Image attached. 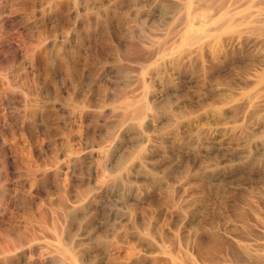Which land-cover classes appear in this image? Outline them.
<instances>
[{"label": "rangeland", "instance_id": "obj_1", "mask_svg": "<svg viewBox=\"0 0 264 264\" xmlns=\"http://www.w3.org/2000/svg\"><path fill=\"white\" fill-rule=\"evenodd\" d=\"M1 1L2 0H0V2ZM155 1L156 0H70L69 2V0H39V2H35V0H27V4L23 6L18 3L19 0H14V2L13 0H3V3H0V43L2 44H0V250H3L10 240L13 241L20 237H26L28 235L26 232L30 230V227L34 226L33 230H36V235L38 233L37 236H39H36L33 241L29 239L23 240L22 247L13 250V253H2L0 251V264H81V261L71 254V251L64 252L60 250L61 247L57 234L53 233V228L50 226L52 218L60 215H62V219L65 221L67 220L65 222L66 224L62 226L63 236L66 235L65 237H67V239L70 238L69 241L72 240L73 247L78 243L79 246H75L74 249L76 251H81H78V253L83 256V260L85 259L86 261L89 258L87 262L91 264L94 260V256L109 249L108 247L111 245L110 242L112 239L110 233L112 230H121L119 229L120 221L118 215L120 214L119 211H122V209L119 210L118 207H115L109 195L113 187L112 185L114 184L112 177H114L113 174L116 167H113L115 164V162H112L113 159L111 160L109 157H106L104 155L106 152L103 151L110 148L112 145L109 144H112V142L113 144L114 142L119 143L120 152H125L123 154L124 156L121 153L123 158H126V156L130 154L136 155L137 157H139V155H137L139 153H141L140 156L142 152L145 154L142 155L145 159L139 157L141 159L139 161V158H137L138 174L136 176L138 177H136V181L138 182V186H135L137 183L130 186L133 188L134 192L136 191L134 193L137 198L135 206L136 225L141 236L143 235L144 237L138 246L141 251L148 248L147 244L155 241L163 244L164 239H167L166 241L164 240L165 242H168V240L170 241L164 243V245L169 248L170 246L171 248L182 247L184 238L190 237L194 230L199 234L203 233L202 235L207 238L216 234L220 236L223 234L224 237L229 236L226 238H232L228 240L234 241L233 243H235V245L238 246L241 244L240 246L242 247L250 248L248 252L251 254H256V252H258L257 254H264V224H262L260 219H255L257 218V213L255 212V210H258L257 206H260L261 208L259 207V209L264 212V197L261 196V187H259L262 186V178L253 176L255 178L253 179L252 175L248 173V160H232L233 163L229 161V163L227 162L224 164L225 168L223 163L221 164L219 162V157L194 161L192 156H187V158L189 157L191 159L190 160L185 158L186 156L181 155L179 158L181 166L173 167L167 164L164 165V160L169 158L171 153L173 154L177 149V153L180 152V150L186 149L190 141V136L188 134H184V136L183 134L170 135L169 129H171V127L169 126V122H171V119L173 121L176 117L179 118L181 115H185V113L188 114L192 109L197 111L198 107L201 108V106L205 105V103L204 105L201 103V105L200 101H204L209 93L214 91H226L228 89L227 92L229 91L228 93L230 95L235 93L236 96H239L241 91L240 88L229 86L227 82L232 81L235 77L234 81L236 79L239 80L240 74V77H242L246 73L248 64L245 62V66V63L237 60V58H231V56L230 58L226 57L223 61L214 65L215 67H212V70L210 69L211 71L203 68L202 63L196 60L193 61V64L192 62L187 63V61H185V63L184 61H179L178 66L177 63L174 65L166 63L167 59L173 56V54L176 55L177 46L186 30V24L195 23V25H192L197 27L198 24L200 25L201 22H204V20L200 19L204 17L206 20L208 17V15L203 12L205 11L204 8L207 7L210 14L212 13L211 8L213 7L210 6V10L208 8L209 6H207L208 1L206 0H192V2L195 1L193 4L196 6L194 7L192 4L191 8L186 6V2L183 3L186 0H182L183 2L180 0L177 2L176 0H167V2L166 0ZM244 2L247 3L245 4ZM181 3H183L184 6ZM241 3L242 5H240L237 10L239 12L248 11V0H240V4ZM193 7L199 12H196ZM36 10H46L44 11L46 13L45 15L55 19V23L45 22L46 20L43 18L39 20L34 18V11ZM57 13L58 15H56ZM191 13H193L194 17H192ZM51 14H54L53 17ZM189 14H191L190 17L192 19H190ZM195 20H199V23ZM25 26L34 27L32 28L33 30H27ZM18 31H22L25 37L21 40L20 53L18 52L15 54L13 51L11 53V51L7 50L5 44L9 40L16 39L19 41L20 34ZM37 31L39 32V38L37 37ZM44 31H46V33L48 31H50L51 34L53 33L52 37H50V39L48 38L47 41ZM42 32H44V34ZM54 35L57 36H55V43L51 41L55 38ZM43 36L45 40L42 39ZM38 39H41V41ZM47 43H54L56 47L54 48V45H49ZM171 51L172 53H170ZM148 57L150 59H148ZM39 59H42L43 62ZM159 63L163 65L160 66ZM181 63H183L184 66L180 65ZM197 63H199V65ZM218 71L220 73H218ZM202 72L204 74H202ZM40 74L41 76L39 77ZM214 74L216 76H214ZM202 75L205 77H202ZM203 80H205V82H203ZM25 84L29 90L24 88ZM234 88L236 89L233 90ZM66 89H70V91ZM228 93L225 92L226 95H229ZM67 96H70L69 99H67ZM175 98H177V100H175ZM66 100L73 103L67 102V104ZM147 100L150 102H147ZM192 100L194 103H190ZM54 101L56 102L53 103ZM37 103L40 106H38ZM147 103L151 104L152 111L149 107L141 117H134L135 114L131 115V113H133L132 111L140 107L142 108ZM178 103L184 106L181 108ZM138 104L140 107L136 106ZM167 110L171 115H174L173 118L167 113ZM175 110L178 113L176 112L173 114ZM42 112H44V114ZM48 114H50V116ZM59 114L64 116L62 117ZM124 114L127 116H123ZM156 115L159 116L157 117ZM222 116L224 115H221L220 118H222ZM227 116L228 115H225L222 119L219 118V122L225 124L235 120V117L233 120L231 118L233 116H230V118ZM153 117L156 120L153 119ZM166 118L167 120H165ZM128 124L129 126H127ZM45 125L48 126V129L47 127L45 128ZM151 125H153V127ZM168 127L170 128L168 129ZM161 129H165V131ZM153 131L155 133L158 131V133H156L157 135H155L158 137L155 138V136H153L155 134ZM161 134L162 136H160ZM131 135H133V137ZM5 137L7 138L4 139ZM158 138L160 141H158ZM169 138H171V141ZM1 140H5L8 146L2 147ZM102 140L103 142L101 144ZM69 143L71 145H68ZM153 143H158L159 147L151 148ZM143 144H145V146ZM104 145L107 147H103ZM41 147L44 149L41 150ZM121 147H123V149ZM68 148H72L75 151L69 155V157L65 155L69 151ZM121 149L123 151H121ZM51 155L53 156L51 157ZM57 156L58 160L64 161H59L60 164L70 165L68 168L69 170L65 168L58 173L54 171V166L49 162L50 159ZM213 159H216V161ZM211 160H213V162ZM143 162H146V164L150 166L146 167V164ZM193 162H196V164ZM215 163H219L217 165L218 167H214V165H216ZM161 164L164 165V168ZM179 169L181 170L178 171ZM149 170L151 172H149ZM183 171L186 174H184ZM170 172L171 174L174 173V176L170 175ZM191 172L193 174H191ZM249 175L251 176L249 177ZM143 176L144 178H142ZM226 177L229 180H227ZM167 180L169 183L166 182ZM255 181H257L258 184H256ZM180 183H182V186L184 185L182 187V192H180L181 189H179ZM138 187H140L142 192H145L141 193ZM166 188L169 189V193ZM170 188H172V190ZM168 194L170 195L167 196ZM156 195L158 197H156ZM79 196H81L82 199H79ZM163 197L164 199H162ZM178 197H182L181 200ZM184 198L186 200H184ZM219 198L223 199V202L220 201ZM163 202L165 203L163 204ZM64 203L70 205L66 204L65 206ZM214 203L216 206H214ZM218 204L222 206V208H219ZM184 206H186V208ZM53 211H58V214ZM116 211L118 215L115 216ZM240 213L246 216V219L244 217L242 219ZM137 214L140 216H137ZM195 216L196 218L198 217L194 222L195 224L193 223L194 225L184 228V225L188 224L191 218ZM141 217H145L144 220H141ZM41 219L45 221L42 222ZM248 219L250 221H248ZM209 220L211 221L209 222ZM212 222H214V224ZM248 223L252 224L250 225ZM209 224L211 228L208 226ZM196 225L199 227L201 226V228L197 227L199 229L196 230ZM42 226H46L43 227L46 230L43 229ZM216 228L220 230L218 231ZM245 228L247 231H245ZM185 229L189 230L190 234L189 231H185ZM249 232L252 234L250 235ZM182 233L183 235H179ZM231 233H233L234 236H231ZM184 234L186 235L185 237ZM70 235L72 237H70ZM238 235L242 236V238L237 239L240 237ZM73 236L75 238H73ZM173 236L175 240H173ZM124 237L125 236L122 235L121 241L123 239L126 241L125 238L128 239L127 236ZM159 240H161V242ZM243 241L247 242L248 246ZM171 243L176 244L173 247ZM56 245L59 247L57 248ZM77 247L78 249H76ZM256 248L258 249L256 250ZM56 249L57 251H53ZM64 255H68L69 257L66 256L65 258ZM5 257H8V259L6 258L5 260ZM69 258H71V260Z\"/></svg>", "mask_w": 264, "mask_h": 264}, {"label": "bare ground", "instance_id": "obj_2", "mask_svg": "<svg viewBox=\"0 0 264 264\" xmlns=\"http://www.w3.org/2000/svg\"><path fill=\"white\" fill-rule=\"evenodd\" d=\"M3 1V0H2ZM1 1V2H2ZM16 1V0H15ZM51 1V0H50ZM72 1V0H71ZM157 1V0H156ZM155 1V2H156ZM169 1V0H168ZM175 1V0H174ZM178 0H176L177 2ZM182 1V0H180ZM207 2V6H209L208 8L210 9V6L213 7L212 9V13L209 14L207 7L204 8L205 11L204 14H207L208 17L205 20L204 17L203 19L200 20H204V22L200 23V25L198 24L197 27H194L192 24L195 25V23H187L186 27H185V32L183 34V36L180 39V42L178 44V48L176 50V55L173 54V56H171L169 59H167L166 63H169V65H174L177 63V66L179 65L178 62L179 61H187L188 62H192L196 60L197 62L200 61L203 65V68L205 69H211L212 67H215L214 65H216L217 63L223 61L226 57L231 56V58H237V60H240L243 63H247L248 64V69L246 71V73L242 76L240 74L239 76V80H235L236 78H233L232 81L227 82V84L229 86H234V87H239L240 88V95L236 96V94L231 93L233 95H230L227 90L225 91H214L212 93H209V95L206 97V99H204V101H200V104L205 103L204 106H201V108H199L197 111L196 110H191V112L188 114L185 113V115H181V117L179 118H174L173 121L171 119V122H169V126L171 127V129H169L170 127H168V129L170 130L169 132L171 133L170 135H179V134H188L189 137V145L186 147V149L180 150V152L177 153L174 152L173 154L171 153V156L169 158H167L166 160H164L165 164L164 165H171V166H176L179 167L181 166V162L179 161V158L181 157V155L186 156L185 158H187V156H192L194 161H199L201 159H212V158H217L219 157V162L223 165L226 164L227 162L229 163V161H234V160H248V173L252 175V178L255 179V176H259L260 178H262V186L260 193L261 196L264 197V0H248V11H244V12H239L237 9L240 7V5H242V3L240 4V0H206ZM0 2V3H1ZM8 2V1H6ZM14 2V0H13ZM29 2V1H28ZM35 2H39V0H35ZM70 2V0H69ZM167 2V0H166ZM183 2V1H182ZM186 2V6L191 8V5L193 4L192 0H186L183 3ZM198 2V1H197ZM200 2V1H199ZM205 2V1H204ZM3 3V2H2ZM17 3V2H16ZM20 4H22V6L25 4H27V0H19ZM53 3V2H52ZM65 3V2H64ZM162 3V2H161ZM172 3V2H170ZM181 3L183 6L184 4ZM203 3V2H202ZM245 3V2H244ZM247 3V2H246ZM245 3V4H246ZM6 4V3H5ZM12 4V3H11ZM50 4V3H49ZM66 4V3H65ZM198 4V3H196ZM204 4V3H203ZM206 4V2H205ZM2 5V4H1ZM69 5V4H68ZM72 5V4H71ZM154 5V4H153ZM199 5V4H198ZM64 6V5H63ZM62 6V7H63ZM193 6L195 7L196 5L193 4ZM51 7V5H50ZM49 7V8H50ZM193 7V8H194ZM200 7V6H199ZM66 8V7H65ZM197 8V7H196ZM73 9V8H72ZM203 9V10H204ZM207 9V11H206ZM210 9V10H211ZM193 10V9H192ZM195 10V8H194ZM194 10L192 11L194 13ZM198 10V9H197ZM43 11V10H42ZM40 10H36L34 11V18H36L37 20L39 19H45V22H49V23H55V19L49 18L47 17L45 14L44 10L43 12ZM54 11V10H53ZM196 11V10H195ZM69 12V11H68ZM185 12V11H184ZM199 12V11H196ZM208 12V13H206ZM53 13V12H52ZM192 14V17L193 16ZM49 14V13H48ZM70 14V13H69ZM175 14V13H174ZM172 14V15H174ZM191 14H189V17L191 16ZM196 14V13H195ZM198 14V13H197ZM202 14V13H201ZM200 14V15H201ZM52 15V14H51ZM50 15V16H51ZM54 15V14H53ZM52 15V17H53ZM58 15V13L56 14ZM67 15V14H66ZM71 15V14H70ZM185 15V14H184ZM183 15V16H184ZM49 16V15H48ZM69 16V15H67ZM197 16V15H196ZM206 16V15H205ZM170 17V16H169ZM185 17V16H184ZM183 17V18H184ZM55 18V16H54ZM173 18V16H172ZM200 18V16H199ZM59 19V18H58ZM190 19H192L190 17ZM198 19V18H197ZM36 20V22H37ZM6 21V20H5ZM58 21V20H57ZM64 21V20H63ZM197 21V20H195ZM199 21V20H198ZM197 21V22H198ZM8 22V21H7ZM34 22V21H33ZM196 22V24H197ZM199 23V22H198ZM41 24V23H40ZM177 24V22H176ZM39 25V24H38ZM45 25V24H44ZM50 25V24H49ZM16 26V25H15ZM24 26V25H23ZM48 26V23H47ZM58 26V25H57ZM178 26V25H177ZM34 27V26H33ZM33 27H27L25 26V29L27 28V30L31 29ZM40 27V26H39ZM38 27V29H39ZM43 27V26H42ZM46 27V26H45ZM59 27V26H58ZM57 27V28H58ZM184 27V26H183ZM51 28V27H50ZM61 28V27H60ZM67 28V27H66ZM23 29V28H22ZM23 29V30H25ZM47 29V27H46ZM65 29V28H64ZM64 29H62L63 31H65ZM60 30V29H59ZM61 30V31H62ZM54 31V29H53ZM52 31V32H53ZM19 32V41L15 40H9L8 42H6V48L7 50L13 51V53H18L20 51L21 48V40H23V32L22 31H18ZM38 32V31H37ZM45 32V39L47 41V39L50 37H52L53 33L51 34L50 31H48L46 33ZM44 32H42L44 34ZM58 32V30H57ZM66 32V31H65ZM69 32V31H68ZM25 33V32H24ZM55 33V32H54ZM60 33V31H59ZM178 33V32H177ZM56 34V33H55ZM61 34V33H60ZM42 35V34H41ZM65 35V34H64ZM67 35V34H66ZM39 36V32L37 33V37ZM56 35H54L55 37ZM36 37V38H37ZM57 37V36H56ZM56 37L54 39H52L51 41H53L54 43L56 42ZM62 37V36H61ZM179 37V36H178ZM35 38V39H36ZM39 38V37H38ZM42 38V37H41ZM63 38V37H62ZM172 38V37H171ZM13 39V38H12ZM18 39V38H17ZM44 39V36L43 38ZM44 39V40H45ZM58 39V38H57ZM68 39V38H67ZM70 39V38H69ZM169 39V38H168ZM39 40V39H38ZM178 40V39H177ZM35 41V40H34ZM41 41V39L39 40ZM50 41V42H51ZM58 41V40H57ZM44 42V41H43ZM42 42V43H43ZM49 42V40H48ZM35 43V42H34ZM33 43V44H34ZM54 43H50L51 45H54ZM66 43V42H65ZM1 44V43H0ZM36 44V43H35ZM34 44V45H35ZM49 44V43H47ZM49 44V45H50ZM64 44V42H63ZM2 45V44H1ZM46 45V44H44ZM48 45V46H49ZM57 45V43H56ZM37 46V45H36ZM42 46V45H41ZM47 46V47H48ZM4 47V46H2ZM34 47V46H33ZM46 47V48H47ZM53 47V46H52ZM56 46L54 45V48ZM162 47V46H161ZM173 47V46H172ZM38 48V47H37ZM42 48V47H40ZM51 48V47H50ZM2 49V48H1ZM4 49V48H3ZM39 49V48H38ZM52 49V48H51ZM172 49V48H171ZM46 50V49H43ZM173 50V49H172ZM38 51V50H37ZM8 52V51H6ZM45 52V51H44ZM42 52V53H44ZM48 52V51H46ZM174 52V51H173ZM1 53V52H0ZM20 53V52H19ZM158 53V52H157ZM166 53V52H165ZM172 53V51L170 52ZM35 54V53H34ZM47 54V53H46ZM4 55V54H3ZM44 55V54H43ZM147 56V55H146ZM151 56V55H150ZM149 56V57H150ZM154 56V55H153ZM170 56V55H168ZM148 57V59H150ZM156 57V56H155ZM159 57V56H158ZM162 57V56H161ZM160 57V58H161ZM166 57V56H165ZM40 58V57H39ZM45 58V57H43ZM42 60V59H39ZM164 60V59H162ZM232 60V59H231ZM156 61V60H155ZM160 61V60H159ZM157 61V62H159ZM43 62V60H42ZM163 62V61H162ZM35 63V61H34ZM66 63V62H65ZM186 63V62H185ZM184 63V64H185ZM200 63V64H201ZM236 63V62H235ZM245 63V66H246ZM36 64V63H35ZM42 64V63H41ZM44 64V63H43ZM153 64V63H152ZM160 64V63H159ZM191 64V63H190ZM199 65V63H197ZM156 66H158L157 64H155ZM163 64H160V66ZM166 65V64H165ZM180 65H183V63H181ZM188 65V64H187ZM195 65V64H194ZM223 65V64H222ZM155 66V67H156ZM168 66V64H167ZM184 66V65H183ZM189 66V65H188ZM187 66V67H188ZM191 66V65H190ZM230 66V65H229ZM154 67V68H155ZM163 67V66H162ZM169 67V66H168ZM193 67V66H192ZM195 67V66H194ZM197 67V66H196ZM201 67V66H200ZM199 67V69H200ZM35 68V67H34ZM153 68V69H154ZM161 68V67H160ZM167 68V67H166ZM190 68V67H189ZM202 68V67H201ZM202 68V69H203ZM159 69V68H158ZM39 70V69H38ZM165 70V69H164ZM176 70V69H175ZM181 70V68H180ZM201 70V69H200ZM212 70V69H211ZM210 70V71H211ZM162 71V70H161ZM166 71V70H165ZM174 71V70H173ZM182 71V70H181ZM209 71V73H210ZM227 71V70H226ZM170 72V71H169ZM175 72V71H174ZM177 72V70H176ZM179 72V71H178ZM204 72V71H203ZM202 72V74H204ZM41 73V72H39ZM43 73V72H42ZM157 73V72H156ZM161 73V72H160ZM218 73H220L218 71ZM67 74V72H66ZM206 74V73H205ZM222 74V72H221ZM243 74V72H242ZM38 76V75H37ZM41 76V74L39 75V77ZM214 76H216L214 74ZM229 76V75H228ZM227 76V77H228ZM235 76V74H234ZM233 76V77H234ZM237 76V74H236ZM158 77V76H157ZM156 77V78H157ZM202 77H205L202 75ZM220 77V76H219ZM217 77V78H219ZM226 77V78H227ZM45 78V77H43ZM161 78V77H160ZM189 78V76H188ZM216 78V77H215ZM229 78V77H228ZM191 79V77H190ZM40 80V78H39ZM197 80V79H196ZM220 80V79H219ZM223 80V79H222ZM226 80V79H225ZM42 82V81H41ZM186 82V81H185ZM191 82V81H190ZM196 82V81H194ZM203 82H205V80H203ZM184 83V82H183ZM222 83V82H221ZM225 83V82H224ZM223 83V84H224ZM41 84V83H40ZM187 84V83H186ZM190 84V83H189ZM204 84V83H203ZM215 85V84H214ZM226 85V84H225ZM27 89L26 84L24 85ZM208 86V85H207ZM206 86V87H207ZM223 86V85H222ZM50 87V86H49ZM215 87V86H214ZM220 87V86H219ZM218 87V88H219ZM224 87V86H223ZM29 88V87H28ZM67 88V87H66ZM211 88V87H208ZM217 88V87H216ZM231 88V87H230ZM236 88H234L233 90H235ZM29 90V89H27ZM67 91L70 89H66ZM204 90V89H203ZM210 90V89H207ZM220 90V89H219ZM238 90V89H237ZM202 91V89H201ZM200 91V92H201ZM211 91V90H210ZM28 92V91H27ZM203 92V91H202ZM228 93L229 95L225 94ZM233 92V91H232ZM237 92V91H236ZM67 93V92H66ZM71 93V92H70ZM177 93V92H176ZM73 94V93H71ZM204 94V93H202ZM68 95V93H67ZM157 95V94H156ZM193 95V94H192ZM235 95V96H234ZM164 96V95H163ZM206 96V94H205ZM70 97V96H69ZM69 97L67 96V99H69ZM157 97V96H156ZM178 97V96H175ZM196 97V96H195ZM155 98V97H154ZM161 98V97H160ZM159 98V99H160ZM199 98V97H198ZM180 99V98H179ZM193 99V96H192ZM157 100V99H154ZM175 100H177V98H175ZM53 101V100H52ZM57 101V100H56ZM56 101H54L53 103H55ZM74 101V100H73ZM149 100H147L148 102ZM174 101V100H173ZM198 101V102H199ZM68 102V100H66V103ZM150 102V101H149ZM154 102V101H153ZM152 102V103H153ZM175 102V101H174ZM177 102V101H176ZM194 103V101H190V103ZM48 103V102H46ZM68 103H73V102H68ZM67 103V104H68ZM189 103V104H190ZM44 104V103H43ZM50 104V103H49ZM58 104V103H57ZM56 104V105H57ZM141 104V103H140ZM150 104V103H149ZM149 104H145L142 108L140 107V105H136L139 106V109H136L134 111H132L133 113H131V115L135 114L134 117H141L145 111H147L150 107L151 110V104L149 106ZM179 105L181 103H178ZM177 104V105H178ZM185 104V103H184ZM38 105V103H37ZM129 105V103H128ZM127 105V106H128ZM132 105V104H131ZM155 105V103H154ZM153 105V106H154ZM192 105V104H191ZM195 105V104H194ZM199 105V104H198ZM202 105V104H201ZM40 106V105H38ZM135 106V107H136ZM156 106V105H155ZM175 106V104H174ZM181 106V105H180ZM184 106V105H182ZM181 106V108H182ZM47 107V106H46ZM44 107V108H46ZM58 107V106H57ZM126 107V106H124ZM133 107V108H135ZM178 107V106H176ZM190 107V106H189ZM193 107V105H192ZM131 108V109H133ZM154 108V107H153ZM159 108V107H158ZM175 108V107H174ZM173 108V109H174ZM180 108V107H179ZM178 108V109H179ZM185 108V107H184ZM183 108V110H184ZM51 109V108H50ZM126 109V108H125ZM157 109V108H155ZM160 109V108H159ZM177 109V110H178ZM195 109V108H194ZM43 110V109H42ZM158 110V109H157ZM156 110V111H157ZM190 110V108H189ZM61 111V110H60ZM152 111V110H151ZM162 111V110H161ZM174 111V110H173ZM179 111V110H178ZM182 111V110H181ZM180 111V113H181ZM41 112V111H39ZM131 112V110H130ZM165 112V111H162ZM177 111L175 110V112L173 114H175ZM183 112V111H182ZM186 112V111H184ZM44 114V112H42ZM129 113V112H128ZM154 113V111H153ZM157 113V112H155ZM167 113L170 114L167 110ZM178 113V112H177ZM65 114V112H64ZM127 114V113H126ZM151 114V112H150ZM50 116V114H48ZM60 115V114H59ZM128 115V114H127ZM127 115H123V116H127ZM149 115V114H148ZM153 115V114H152ZM167 115V114H166ZM164 115V116H166ZM171 115V114H170ZM180 115V114H178ZM221 115H228L227 117L230 118V116L234 121L233 122H227L225 124H222L219 122V118ZM60 116H64V115H60ZM129 116V115H128ZM147 116V114H146ZM151 116V115H149ZM155 116V115H153ZM157 116V115H156ZM159 116V115H158ZM157 116V117H158ZM163 116V115H162ZM172 118L174 115H171ZM177 116V114H176ZM222 116V118L224 117ZM52 117V116H51ZM156 117V118H157ZM170 117V116H169ZM226 117V118H227ZM40 118V116H39ZM65 118V117H64ZM127 118V117H125ZM133 118V117H132ZM163 118V117H160ZM220 118V119H222ZM137 119V118H136ZM153 119H155L153 117ZM164 119V118H163ZM67 120V119H66ZM126 120V119H125ZM143 120V119H141ZM156 120V119H155ZM154 120V121H155ZM161 120V119H160ZM167 120V118L165 119ZM229 120V119H227ZM45 121V120H44ZM136 121V120H135ZM153 121V122H154ZM158 121V120H157ZM156 121V122H157ZM164 121V120H162ZM170 121V120H169ZM232 121V120H231ZM42 122V121H41ZM141 122V121H140ZM150 122V121H149ZM222 122V121H221ZM225 122V121H224ZM139 123V122H138ZM142 123V122H141ZM140 123V124H141ZM145 123V122H144ZM151 123V122H150ZM158 123V122H157ZM161 123V122H160ZM167 123V122H164ZM38 124V123H37ZM154 124V123H153ZM132 125V124H131ZM136 125V124H135ZM150 125V124H149ZM69 126V125H68ZM129 126V124L127 125ZM153 127V125H151ZM40 127V126H39ZM48 126L45 125V128ZM65 127V126H64ZM67 127V126H66ZM73 127V126H72ZM132 127V126H131ZM130 127V128H131ZM137 127V126H136ZM139 127V126H138ZM143 127V126H142ZM158 127V125H157ZM70 128V127H69ZM124 128V127H123ZM134 128V127H133ZM144 128V127H143ZM149 128V127H148ZM155 128V127H154ZM161 128V127H160ZM42 129V128H41ZM136 130H138L137 128H135ZM134 129V130H135ZM140 129V128H139ZM150 129V128H149ZM153 129V128H152ZM142 130V129H141ZM147 130V129H145ZM163 130V129H161ZM49 131V130H48ZM139 131V130H138ZM148 131V130H147ZM156 131V130H154ZM153 131V132H154ZM165 131V129L163 130ZM53 132V131H52ZM144 132V131H143ZM167 132V129H166ZM46 133V132H44ZM145 133V132H144ZM142 133V134H144ZM151 133V132H150ZM155 133V132H154ZM158 133V131L156 132ZM154 134L153 136L157 135ZM133 134V133H132ZM137 134V133H135ZM141 134V137H142ZM160 134V133H159ZM166 134V133H164ZM45 135V134H44ZM152 135V134H151ZM47 136V135H46ZM133 137V135H131ZM136 136V135H135ZM162 136V134L160 135ZM159 136V137H160ZM4 137V136H3ZM48 137V136H47ZM67 137V136H66ZM138 137V136H137ZM143 137H147V136H143ZM158 136H155V138ZM166 137V136H165ZM186 137V135H185ZM7 137H5L4 139H6ZM175 138V137H174ZM181 138V137H180ZM179 138V139H180ZM1 139V137H0ZM70 139V138H69ZM159 139V138H158ZM157 139V140H158ZM173 139V138H172ZM187 139V138H185ZM109 140V139H108ZM117 140V139H116ZM115 140V141H116ZM149 140V139H146ZM169 140L171 141V138H169ZM168 140V141H169ZM69 141V140H68ZM107 141V139H106ZM105 141V142H106ZM110 141V140H109ZM138 141V140H137ZM140 141V140H139ZM142 141V139H141ZM154 141V140H153ZM160 141V139L158 140ZM103 140L101 141L102 144ZM117 142V141H116ZM143 142V141H142ZM155 142V141H154ZM164 142V141H163ZM79 143V142H78ZM8 143L5 140H1V145L2 147H7ZM147 144V143H146ZM162 144V143H160ZM68 145H71L70 143ZM106 145V144H105ZM103 146V147H107V146ZM112 145L110 146V148H107L106 151L104 150L103 152H106L104 155L106 157H109L112 162H115V164L113 165V167H116L115 172L113 174L114 177L113 178V187L110 190V198L112 199L113 203L115 204V207H118L119 210L122 209V211H119L118 208L117 210L120 212V214H117V211L115 212V216L118 215L119 218V229L118 231H114L112 230V232L110 233V235H112V239H111V245L108 247L109 249L106 250H102L103 252L96 256H92L94 258V260L91 262V264H264V254H257L258 252H256V254H251L250 252H248V248L242 247L240 245H235V243L232 242V240H228V239H232V238H226L229 236L224 237V235L222 233L221 236L216 234L213 235L210 238L205 237L202 234H199L198 232H194L192 231V235H190V237H186L184 238L186 235L184 234V244L182 245V247H175V248H170L166 245H164V243H168L170 242L168 240V242H165L167 239L163 240V244L159 243L157 241L153 242V243H149L148 248L145 249L144 251H141L138 246L140 245L139 243H141L140 241H142L144 239L143 235L141 236V233L139 232V229L137 228L136 222V195L134 194V190L132 186L134 183H137L138 186V182L136 181V176L138 173L137 170V166H138V161L137 158L142 157L143 154L140 156L141 153L137 154L139 155V157H137L136 155L130 154L128 156H126V158H123V154L120 152L119 148L120 145L119 143H115L113 144H109ZM145 146V144H143ZM13 146V145H12ZM140 146V145H138ZM149 146V144H148ZM152 146V147H151ZM150 147L154 148V147H159L158 143H153ZM1 147V146H0ZM55 147V146H54ZM102 147V148H103ZM165 147V146H164ZM11 148V147H10ZM101 148V147H100ZM123 149V147H121ZM140 148V147H139ZM150 148V149H151ZM8 149V148H6ZM44 148L41 147V150H43ZM71 149V150H70ZM104 149V148H103ZM102 149V150H103ZM121 149V151H123ZM133 149V147H132ZM138 149V148H137ZM136 149V150H137ZM148 149V148H147ZM68 152L65 154L69 157V155H71L72 153H74V149L72 148H68ZM96 150V149H95ZM94 150V151H95ZM101 150V149H100ZM149 150V149H148ZM38 151V150H37ZM82 151V150H81ZM79 151V152H81ZM125 151V150H124ZM134 151V150H133ZM151 151V150H150ZM78 152V151H77ZM132 152V151H131ZM136 152V151H135ZM134 152V153H135ZM145 152V151H144ZM65 153V152H64ZM91 153V151H90ZM89 153V155H90ZM95 153V152H94ZM121 153L123 156H121ZM127 153V152H126ZM133 153V152H132ZM146 153V152H145ZM26 154V152H25ZM77 154V153H75ZM92 154V153H91ZM4 155V154H3ZM8 155V154H7ZM81 155V153H80ZM102 155V154H101ZM126 155V154H125ZM26 156V155H25ZM53 155H51L52 157ZM59 156V154H58ZM58 156L57 157H53L52 159H50V164L52 166H54V171L55 172H61L62 170H64L65 168H69L70 165L69 164H60L58 160ZM92 156V155H91ZM99 156V155H98ZM97 156V157H98ZM147 156V155H146ZM7 157V156H6ZM64 157V156H63ZM94 157V155H93ZM154 157V156H153ZM161 157V156H160ZM5 158V157H4ZM92 158V157H91ZM95 158V157H94ZM100 158V157H99ZM123 158V159H121ZM156 158V157H155ZM154 158V159H155ZM82 159V158H81ZM145 159V157L143 158ZM148 159V157H147ZM146 159V160H147ZM150 159V158H149ZM161 159V158H160ZM187 159H190L189 157ZM186 159V160H187ZM65 160V158H64ZM75 160V159H74ZM85 160V159H84ZM139 161L141 160L140 158L138 159ZM158 160V159H156ZM162 160V159H161ZM191 160V159H190ZM214 160V159H213ZM213 160H211L213 162ZM63 161V160H62ZM61 161V162H62ZM70 161V159H69ZM73 161V160H72ZM80 161V160H79ZM105 161V160H104ZM103 161V162H104ZM110 161V160H109ZM144 161V160H142ZM148 161V160H147ZM216 161V159L214 160ZM232 161V163H233ZM6 162V161H5ZM64 162V161H63ZM111 162V163H112ZM150 162V161H148ZM152 162V161H151ZM156 162V161H154ZM185 162V161H183ZM192 162V161H190ZM3 163V161H2ZM59 163V164H58ZM108 163V160H107ZM144 163V162H143ZM153 163V162H152ZM194 164H196V162H193ZM109 164V163H108ZM107 164V165H108ZM146 164V162L144 163ZM151 164V163H150ZM216 164V163H215ZM219 163H217L215 166H217ZM116 165V166H115ZM142 165V164H140ZM154 165V164H153ZM163 165V164H161ZM164 165L162 166L164 168ZM36 166V165H35ZM39 166V165H38ZM110 166V165H108ZM107 166V167H108ZM143 166V165H142ZM150 165L146 164V167H148ZM185 166V165H184ZM191 166V165H190ZM211 166V165H210ZM213 166V165H212ZM51 167V166H50ZM140 167V166H139ZM145 167V166H144ZM143 167V168H144ZM152 167V166H151ZM156 167V166H155ZM166 167V166H165ZM218 167V166H217ZM225 167V165H224ZM235 167V166H234ZM237 167V166H236ZM243 167V166H242ZM241 167V170H242ZM247 167V166H246ZM106 168V167H105ZM142 168V167H141ZM158 168V167H156ZM181 168V167H180ZM213 168V167H211ZM226 168V167H225ZM47 169V168H45ZM49 169V168H48ZM146 169V168H145ZM149 169V168H148ZM152 169V168H151ZM154 169V168H153ZM167 169V168H166ZM184 169V168H183ZM182 169V170H183ZM208 169V168H207ZM232 169V167H231ZM1 170V169H0ZM69 170V169H68ZM142 170V169H141ZM177 170V169H176ZM181 169H179L178 171H180ZM185 170V169H184ZM213 170V169H212ZM239 170V169H238ZM48 171V170H47ZM106 171V169H105ZM189 171V168H188ZM191 171V170H190ZM10 172V171H9ZM45 172V171H44ZM67 172V171H66ZM110 172V171H107ZM142 172V171H141ZM145 172V171H144ZM143 172V173H144ZM147 172V171H146ZM149 172H151L149 170ZM165 172V171H164ZM174 172V171H173ZM194 172V171H193ZM233 172V171H232ZM235 172V171H234ZM3 173V172H1ZM47 173V172H46ZM142 173V175H143ZM169 173V172H168ZM184 173V171H183ZM186 174V173H184ZM191 174H193L191 172ZM190 174V175H191ZM4 175V174H2ZM66 175V174H64ZM68 175V174H67ZM110 175V174H109ZM145 175V174H144ZM170 175L174 176V173ZM179 175V173H178ZM229 175V174H228ZM249 175V177L251 176ZM69 176V175H68ZM211 176V175H210ZM234 176V174H233ZM254 176V177H253ZM1 177V176H0ZM74 177V176H73ZM141 177V176H140ZM139 177V179H140ZM183 177V176H182ZM223 177V176H221ZM248 177V178H249ZM258 177V178H259ZM144 178V176L142 177ZM168 178V177H167ZM181 178V176H180ZM179 178V179H180ZM188 178V176H187ZM224 178V177H223ZM227 178V177H226ZM111 179V178H109ZM178 179V180H179ZM185 179V178H184ZM193 179V178H192ZM231 179V178H230ZM138 180V179H137ZM183 180V179H182ZM181 180V181H182ZM197 180V179H196ZM200 180V179H199ZM227 180H229L227 178ZM249 180V179H248ZM257 180V179H256ZM136 181V182H135ZM189 181V180H188ZM258 181V180H257ZM256 182V184H258ZM111 182V181H110ZM109 182V183H110ZM140 182V181H139ZM168 182V180L166 181ZM165 182V184H166ZM171 182V181H170ZM179 182V181H178ZM254 182V181H253ZM250 182V183H253ZM164 183V182H163ZM169 183V182H168ZM184 183V182H182ZM182 183L179 184V189H181L180 192H182ZM249 183V182H248ZM171 184V183H170ZM186 185V184H185ZM111 186V185H109ZM160 186V185H159ZM162 186V185H161ZM164 186V185H163ZM144 187V186H143ZM170 187V186H169ZM174 187V186H173ZM172 187V188H173ZM140 190V187H138ZM172 188H170L172 190ZM135 189V187H134ZM167 192H168V188ZM174 189V188H173ZM136 190V189H135ZM108 191V190H107ZM141 191V190H140ZM158 191V190H157ZM156 191V192H157ZM185 191V190H184ZM183 191V192H184ZM193 191V190H192ZM145 192V191H143ZM141 191V193H143ZM179 192V193H180ZM140 193V192H139ZM169 193V192H168ZM174 193V192H173ZM157 194V193H156ZM176 194V193H175ZM159 195V194H158ZM162 195V194H161ZM170 194H168L167 196H169ZM178 195V194H177ZM165 196V195H164ZM166 196V197H167ZM174 196V195H173ZM172 196V197H173ZM187 196V195H186ZM79 199H82L81 196H79ZM83 197V196H82ZM152 197V196H151ZM156 197H158L156 195ZM162 197V196H161ZM184 197V196H183ZM189 197V195H188ZM262 197V198H263ZM109 198V197H108ZM177 198V197H176ZM179 198V197H178ZM182 198V197H181ZM181 198H179L181 200ZM186 198V197H185ZM184 198V200H186ZM164 199V197L162 198ZM161 199V200H162ZM172 199V198H171ZM220 199V198H219ZM108 200V199H107ZM158 200V199H157ZM160 200V199H159ZM183 200V202H184ZM218 200V199H217ZM223 199H220V201H222ZM264 200V199H263ZM110 201V200H109ZM149 201V200H147ZM215 201V199H214ZM219 201V200H218ZM219 201V202H220ZM107 202V201H106ZM154 202V201H153ZM217 202V201H216ZM218 202V203H219ZM223 202V201H222ZM110 203V202H109ZM112 203V204H113ZM139 203V201H138ZM165 202H163L164 204ZM59 204V203H58ZM57 204V205H58ZM65 204V203H64ZM67 204V203H66ZM65 204V206H66ZM78 204V203H77ZM111 204V203H110ZM129 204V205H127ZM142 204V203H141ZM144 204V202H143ZM223 204V203H222ZM264 204V203H263ZM61 205V204H60ZM70 205V204H67ZM140 205V204H139ZM221 205V204H220ZM260 205V204H259ZM64 206V207H65ZM78 206V205H76ZM114 206V205H113ZM138 206V205H137ZM212 206V205H211ZM214 206L215 203H214ZM257 206V205H256ZM13 207V206H12ZM72 207V206H71ZM123 207V208H121ZM139 207V206H138ZM186 208V206H184ZM218 207L222 208V206ZM217 207V208H218ZM258 210H255V212L257 213V218L255 219H260V221L262 222V224H264V212L259 209L260 206H257ZM256 207V208H257ZM263 207V206H262ZM53 208V207H52ZM51 208V209H52ZM216 208V207H213ZM261 208V207H260ZM57 209V207H56ZM63 209V208H60ZM65 209V208H64ZM125 209V210H124ZM167 209V208H166ZM189 209V208H188ZM210 209V208H209ZM263 209V208H262ZM54 210V209H53ZM58 210V209H57ZM116 210V209H115ZM214 210V209H213ZM217 210V209H215ZM254 210V209H251ZM60 211V210H59ZM211 211V209H210ZM52 212V211H50ZM55 212V211H53ZM58 212V211H57ZM55 212V213H57ZM118 212V213H119ZM139 212V211H138ZM212 212V211H211ZM245 212V211H244ZM243 212V213H244ZM253 212V211H252ZM140 213V212H139ZM219 213V212H218ZM217 213V214H218ZM58 214V213H57ZM241 214V213H240ZM248 214V213H246ZM245 214V215H246ZM54 215V213H53ZM67 215V214H66ZM195 215V214H194ZM242 215V214H241ZM253 215V214H252ZM62 215L60 216H55L54 218H52V221L50 222V226H52L53 228V233L57 234V238L60 242V250H63L64 252H69L71 251V254L79 259L81 261V264H90L87 262V259L85 261V259L83 260V256L80 255L78 253L79 250H75L74 247L75 246H79L78 243H76L77 245H75L74 243V247H73V243L72 240L67 239V237L63 236V227L64 224H66L64 219L61 218ZM114 216V217H115ZM137 216H140L137 214ZM151 216V215H150ZM169 216V215H168ZM44 217V216H43ZM42 217V218H43ZM243 217L246 219V216L242 215V219ZM254 217V216H253ZM145 218V217H144ZM144 218L141 217V220ZM204 218V217H203ZM44 219V218H43ZM41 219V221L43 220ZM51 219V218H50ZM186 219V218H184ZM198 219V217L196 218L193 217L191 218V220L188 222V224L184 225V228H188V226L194 225L195 221ZM46 220V218H45ZM44 220V221H45ZM42 221V222H44ZM185 221V220H183ZM204 221V220H203ZM211 220H209L210 222ZM240 221V220H239ZM244 221V220H243ZM247 221V220H246ZM248 221H250L248 219ZM118 222V221H117ZM139 222V221H138ZM150 222V221H149ZM154 222V221H153ZM207 222V221H205ZM204 222V223H205ZM259 222V221H257ZM260 222V223H261ZM116 223V222H114ZM164 223V222H163ZM183 223V222H181ZM194 223V224H193ZM214 224V222H212ZM258 223V224H260ZM42 224V223H41ZM47 224V222H46ZM49 224V223H48ZM138 224V223H137ZM197 224V222H196ZM201 224V223H200ZM246 224V222H245ZM250 224V223H248ZM252 224V223H251ZM250 224V225H251ZM33 225V224H32ZM117 225V224H116ZM66 226V225H65ZM118 226V225H117ZM116 226V228H117ZM210 228V224L208 225ZM46 227V226H42ZM68 227V226H67ZM71 227V226H70ZM140 227V226H139ZM180 227V226H179ZM198 225H196V230L201 228V226L199 228ZM203 227V226H202ZM214 227V226H213ZM228 227V226H227ZM245 227V226H244ZM260 227V226H259ZM29 228V227H28ZM33 227H30V230L26 233H28V235L26 237L23 238H18L15 240H10V242L3 248V250H0L2 253H9L12 252L13 250H16L17 248L22 247V243L23 240H34L36 238V230H33ZM178 228V227H177ZM192 228V227H191ZM218 228V227H217ZM216 228V229H217ZM264 228V227H263ZM45 229V228H43ZM51 229V228H50ZM65 229V228H64ZM118 229V228H117ZM154 229V228H153ZM203 229V228H202ZM226 229V228H225ZM230 229V227H229ZM246 229V228H245ZM39 230V229H38ZM46 230V229H45ZM111 230V229H110ZM152 230V229H151ZM169 230V229H168ZM172 230V229H171ZM187 229H185L186 231ZM218 230V229H217ZM216 230V231H217ZM220 230V229H219ZM218 230V231H219ZM224 230V228H223ZM243 230V229H242ZM250 230V229H249ZM252 230V229H251ZM40 231V230H39ZM38 231V232H39ZM48 231V230H47ZM66 231V230H65ZM141 231V230H140ZM167 231V230H166ZM178 231V230H177ZM189 231V230H187ZM203 231V230H202ZM227 231V230H226ZM247 231V229L245 230ZM243 231V232H245ZM44 232V231H43ZM143 232V231H142ZM168 232V231H167ZM170 232V230H169ZM168 232V233H169ZM221 232V231H220ZM225 232V231H224ZM223 232V233H224ZM230 232V231H228ZM262 232V231H261ZM25 233V232H24ZM65 233V232H64ZM67 233V232H66ZM166 233V232H165ZM180 233V231H179ZM226 233V232H225ZM236 233V232H235ZM248 233V232H245ZM250 233V232H249ZM143 234V233H142ZM164 234V233H163ZM187 234V232H186ZM190 234V231H189ZM229 234V233H228ZM231 236H234L233 233H231ZM237 234V233H236ZM239 234V233H238ZM252 233H250L251 235ZM68 235V234H67ZM122 235H124L125 237L127 236L128 239L125 240L124 239L121 241L122 239ZM167 235V233H166ZM179 235H183L179 234ZM230 235V234H229ZM245 235V234H244ZM254 235V234H253ZM264 235V234H263ZM5 236V235H4ZM7 236V235H6ZM16 236V235H15ZM102 236V235H101ZM109 236V234H108ZM160 236V235H159ZM189 236V235H188ZM237 236V235H235ZM240 236V235H238ZM39 237V236H37ZM56 237V236H55ZM69 237V236H68ZM70 237H72L70 235ZM104 237V236H103ZM163 237V236H162ZM176 237V235H175ZM173 236V240H175V238ZM17 238V237H16ZM31 238V239H30ZM73 238H75L73 236ZM102 238V237H101ZM147 238V237H146ZM151 238V237H150ZM153 238V237H152ZM237 238V237H236ZM242 238V236L238 237L237 239ZM105 239V238H104ZM159 239V238H158ZM161 239V237H160ZM172 239V238H171ZM170 239V240H171ZM177 240V237H176ZM248 240V239H247ZM76 241V240H74ZM121 241V242H120ZM161 242V240H159ZM183 241V240H182ZM238 241V240H237ZM240 241V240H239ZM172 242V240H171ZM175 242V241H173ZM244 243H246V245L248 246V243L243 241ZM109 243V244H110ZM183 243V242H182ZM40 244V243H39ZM143 244V242H142ZM176 243H171V245L174 247ZM233 244V245H232ZM263 244V243H262ZM261 244V245H262ZM168 245V244H167ZM57 246V245H56ZM144 246V244H143ZM254 246V245H253ZM256 246V245H255ZM258 246V244H257ZM256 246V247H257ZM59 246H57L58 248ZM145 247V246H144ZM78 249V247L76 248ZM258 248H256L257 250ZM260 249V248H259ZM59 250V251H60ZM53 251H57L53 250ZM253 251V250H252ZM259 251V250H258ZM261 251V250H260ZM15 252V251H14ZM81 252V251H79ZM94 252V251H93ZM264 252V251H263ZM13 253V252H12ZM16 253V252H15ZM63 253V252H61ZM82 254V253H81ZM56 256V255H55ZM65 256V255H64ZM68 256V255H66ZM65 256V258H66ZM9 257V256H8ZM8 257H5L8 259ZM69 257V256H68ZM67 257V259H68ZM87 257V256H86ZM89 257V256H88ZM22 258V257H21ZM72 258V257H71ZM71 258H69L71 260ZM91 258V257H90ZM92 258V259H93ZM51 259V258H50ZM66 259V260H67ZM76 259V260H77ZM4 260V262H5ZM78 260V262H79ZM41 261V260H40ZM22 262V261H21ZM65 262V261H64ZM70 262V261H69ZM76 262V263H78ZM6 263V262H5Z\"/></svg>", "mask_w": 264, "mask_h": 264}]
</instances>
